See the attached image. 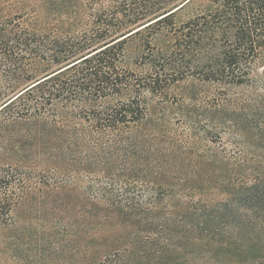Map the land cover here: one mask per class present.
<instances>
[{
    "label": "trees",
    "instance_id": "trees-1",
    "mask_svg": "<svg viewBox=\"0 0 264 264\" xmlns=\"http://www.w3.org/2000/svg\"><path fill=\"white\" fill-rule=\"evenodd\" d=\"M59 257L264 264V0H0V264Z\"/></svg>",
    "mask_w": 264,
    "mask_h": 264
},
{
    "label": "rangeland",
    "instance_id": "rangeland-1",
    "mask_svg": "<svg viewBox=\"0 0 264 264\" xmlns=\"http://www.w3.org/2000/svg\"><path fill=\"white\" fill-rule=\"evenodd\" d=\"M66 257H67L66 260L68 259L67 261H69V259H70L69 254H67ZM62 261H63V258L62 257H59V261H57V262H59L61 264Z\"/></svg>",
    "mask_w": 264,
    "mask_h": 264
}]
</instances>
